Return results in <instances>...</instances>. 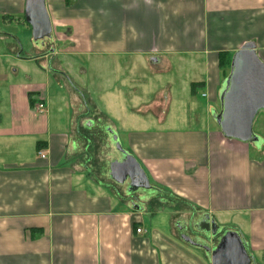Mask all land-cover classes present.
I'll return each instance as SVG.
<instances>
[{"label":"crops","instance_id":"crops-1","mask_svg":"<svg viewBox=\"0 0 264 264\" xmlns=\"http://www.w3.org/2000/svg\"><path fill=\"white\" fill-rule=\"evenodd\" d=\"M25 1L0 0V264H211L181 239L205 218L264 264V114L259 145L213 119L232 56L264 64V0H44L22 57ZM117 144L148 190L112 180Z\"/></svg>","mask_w":264,"mask_h":264},{"label":"water","instance_id":"water-1","mask_svg":"<svg viewBox=\"0 0 264 264\" xmlns=\"http://www.w3.org/2000/svg\"><path fill=\"white\" fill-rule=\"evenodd\" d=\"M24 21L31 29L33 42L51 38L52 26L44 0L25 1ZM219 105L220 110L213 115V119L225 139L247 145L260 144L253 126L257 117L264 114V64L252 48H244L232 56L229 75L219 94ZM116 147L123 158L122 161L111 164L112 180L118 184L127 182L130 193L140 189L148 190L150 186L140 166L118 144ZM195 226L199 231L196 238L198 242L185 235L181 239L208 253L211 264H255L238 233H223L207 218L197 222ZM214 242L217 243L214 248L208 245Z\"/></svg>","mask_w":264,"mask_h":264},{"label":"rangeland","instance_id":"rangeland-1","mask_svg":"<svg viewBox=\"0 0 264 264\" xmlns=\"http://www.w3.org/2000/svg\"><path fill=\"white\" fill-rule=\"evenodd\" d=\"M27 31V32H26ZM12 40H13V42H14V45H18V49H19V52H20V54H23L22 55V57H24V56H29V55H32V54H35V55H37V54H42L43 52H46L45 50H41V51H38V50H35V51H29V48H30V45L32 44V41H31V38L29 37L30 36V34L28 33V30L26 29V25H25V23H24V20L22 19V18H14V19H12ZM66 35H68V34H66ZM60 38H61V40L63 39L61 36H60ZM64 40V39H63ZM64 42H66V41H62L60 44L61 45H63V44H65ZM56 44H57V42H56ZM60 45V49H61V46ZM66 46H68V44L66 43L65 44ZM59 46V45H58ZM69 62L71 61L72 62V60H70V59H67ZM78 61V62H80L81 64H85L86 62H87V59L86 60H84L83 58H79V59H75V60H73V63H76V62H74V61ZM91 61H94L95 60V58H91L90 59ZM261 115V114H260ZM263 115H261L260 117H259V119H258V121H257V124H256V126L254 127V129H253V132L256 134V135H258V136H260L262 133H261V130H260V120H261V118H263L262 117ZM260 142H261V139H260ZM121 148V147H120ZM115 149L117 150V147L115 146ZM189 226H188V229L186 230V235L187 236H190L191 238H197L198 237V235L197 234H199V231H198V229H197V227L195 226L196 224H194L193 222L192 223H190V224H188ZM200 238V237H199ZM197 241H199L198 239H197ZM217 242V241H216ZM215 243V242H214ZM213 243V244H214ZM213 244H208L209 246H212L213 247ZM215 245V244H214Z\"/></svg>","mask_w":264,"mask_h":264},{"label":"built area","instance_id":"built-area-1","mask_svg":"<svg viewBox=\"0 0 264 264\" xmlns=\"http://www.w3.org/2000/svg\"><path fill=\"white\" fill-rule=\"evenodd\" d=\"M36 110H37V112L41 113L44 110V106L42 104H38L36 106ZM39 155H40L41 158H44L45 157L42 152H39ZM136 233L137 234L141 233V230L140 229H137L136 230Z\"/></svg>","mask_w":264,"mask_h":264},{"label":"trees","instance_id":"trees-1","mask_svg":"<svg viewBox=\"0 0 264 264\" xmlns=\"http://www.w3.org/2000/svg\"><path fill=\"white\" fill-rule=\"evenodd\" d=\"M221 65L223 66V61L221 62Z\"/></svg>","mask_w":264,"mask_h":264},{"label":"bare ground","instance_id":"bare-ground-1","mask_svg":"<svg viewBox=\"0 0 264 264\" xmlns=\"http://www.w3.org/2000/svg\"><path fill=\"white\" fill-rule=\"evenodd\" d=\"M141 230V229H140Z\"/></svg>","mask_w":264,"mask_h":264}]
</instances>
